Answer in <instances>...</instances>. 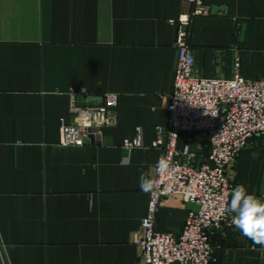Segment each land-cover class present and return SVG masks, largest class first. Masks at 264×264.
Wrapping results in <instances>:
<instances>
[{
  "label": "crops",
  "instance_id": "obj_1",
  "mask_svg": "<svg viewBox=\"0 0 264 264\" xmlns=\"http://www.w3.org/2000/svg\"><path fill=\"white\" fill-rule=\"evenodd\" d=\"M208 3L211 13L188 28L195 76L230 79L237 56L244 79L264 77V0ZM214 7L226 11L212 14ZM189 12L173 0H0V264H140L132 236L149 197L139 178L152 176L161 151L133 150L122 167V142L140 130L148 147L165 124L178 20ZM71 90L91 103L118 98L115 124L98 144L59 145ZM185 145L182 135L178 147ZM228 174L234 187L264 198L263 137ZM193 210L164 199L156 229L178 234ZM230 221L211 234L215 264H245L246 251L264 264V246Z\"/></svg>",
  "mask_w": 264,
  "mask_h": 264
},
{
  "label": "built area",
  "instance_id": "obj_2",
  "mask_svg": "<svg viewBox=\"0 0 264 264\" xmlns=\"http://www.w3.org/2000/svg\"><path fill=\"white\" fill-rule=\"evenodd\" d=\"M173 1L188 4L190 12L178 20L173 91L164 105L166 122L156 128V137L148 147L140 130L122 142L127 152L159 150L161 156L172 160L173 167L161 175L154 166L151 178L157 187L148 194L146 215L132 240L140 249V264H215L210 237L230 216L221 213L234 188L228 170L252 140L264 138V77L244 79L237 56L230 79L196 77L188 28L193 18L208 16L211 7L208 0ZM70 98V108L60 120V146L82 147L91 136L115 124V95L91 103L84 90H71ZM182 135L188 145L180 149ZM169 197L196 207L178 234L156 229L161 203Z\"/></svg>",
  "mask_w": 264,
  "mask_h": 264
},
{
  "label": "clouds",
  "instance_id": "obj_3",
  "mask_svg": "<svg viewBox=\"0 0 264 264\" xmlns=\"http://www.w3.org/2000/svg\"><path fill=\"white\" fill-rule=\"evenodd\" d=\"M125 143L127 144V141ZM136 146H140L139 142H136ZM108 147L114 148L115 145H108ZM130 163L131 151H128L121 156L120 166L127 167ZM172 167V160L163 155L157 159L155 164L157 172L161 175L166 174ZM139 187L142 192L149 194L153 192L157 184L155 179L142 172L139 178ZM221 213L226 218L231 215L230 222L236 230H239L255 244L264 246V198L249 193L244 184H238L231 190L230 200L225 202Z\"/></svg>",
  "mask_w": 264,
  "mask_h": 264
},
{
  "label": "water",
  "instance_id": "obj_4",
  "mask_svg": "<svg viewBox=\"0 0 264 264\" xmlns=\"http://www.w3.org/2000/svg\"><path fill=\"white\" fill-rule=\"evenodd\" d=\"M219 10L226 11L225 8H217V7H214V8H212V14H215ZM244 33H245V27L242 26V28H241V36H240V41L241 42H243ZM89 143H92V144L97 143L96 137L91 136ZM245 255H246L245 264H259V253L257 251H246L245 252Z\"/></svg>",
  "mask_w": 264,
  "mask_h": 264
},
{
  "label": "rangeland",
  "instance_id": "obj_5",
  "mask_svg": "<svg viewBox=\"0 0 264 264\" xmlns=\"http://www.w3.org/2000/svg\"><path fill=\"white\" fill-rule=\"evenodd\" d=\"M80 91H83V90H79V91H76V92H80ZM102 102V101H101ZM69 108H70V106H69ZM69 108H68V110H69ZM60 128V127H59ZM106 128V127H105ZM87 144H89V142L87 143ZM175 198H178V197H175ZM141 225V224H140ZM222 227V226H221ZM216 262H217V260H216Z\"/></svg>",
  "mask_w": 264,
  "mask_h": 264
}]
</instances>
